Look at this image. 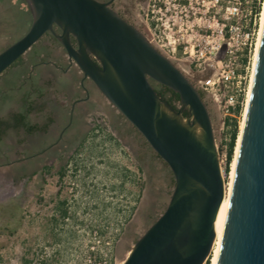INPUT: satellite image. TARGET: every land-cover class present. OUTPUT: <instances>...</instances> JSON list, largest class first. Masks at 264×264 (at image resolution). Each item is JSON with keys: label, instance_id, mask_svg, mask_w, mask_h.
I'll use <instances>...</instances> for the list:
<instances>
[{"label": "water", "instance_id": "water-1", "mask_svg": "<svg viewBox=\"0 0 264 264\" xmlns=\"http://www.w3.org/2000/svg\"><path fill=\"white\" fill-rule=\"evenodd\" d=\"M25 1L31 26L0 52V75L51 32L174 176L166 209L122 264H204L215 244L226 180L211 115L198 88L106 3ZM224 51L225 46L219 60ZM150 79L179 94L178 109L157 93ZM217 264H264V25Z\"/></svg>", "mask_w": 264, "mask_h": 264}, {"label": "rangeland", "instance_id": "rangeland-1", "mask_svg": "<svg viewBox=\"0 0 264 264\" xmlns=\"http://www.w3.org/2000/svg\"><path fill=\"white\" fill-rule=\"evenodd\" d=\"M237 1L244 14L255 8V0ZM150 5V10L154 11L149 12L150 23H156L165 8L170 9L167 16L163 17V22L175 21L181 26V32L173 38H180L189 49L194 44L196 30L199 27L206 30L205 26L209 24L206 7L198 8L195 0H192L191 4L197 11L195 18L187 3L184 7L178 6L174 0H151ZM161 8L163 10H160ZM185 14L189 17L186 18ZM155 15V20H151ZM30 19V10L25 0H0V52L27 33ZM43 46L37 44L30 56L34 59L42 55L45 51ZM55 49L57 52L54 57L63 54L60 46ZM51 51L54 54V51ZM176 65L195 86L198 80L212 75L209 69H203L202 65L190 63L185 58L176 62ZM36 67L52 68L50 65L39 63ZM21 73V70L13 71L0 80V117H6L10 110H24L30 92L28 85L21 87L17 82ZM40 84L46 92L45 99L53 101V87L50 93L43 82ZM99 97L105 105L107 115L111 117V123L127 129V199L116 198L115 201L110 200L112 204L107 205L101 201L97 202L82 194L78 181L69 177L61 182L53 177L47 183V188L33 189L29 180L19 177L22 173L23 177H27L29 169L24 168L23 172H20L18 165H8V162L16 160L17 157L3 156L5 153H11V133L9 139L0 144V178L6 179L4 186H0V210L12 205L17 209L20 207V213L18 212L16 217L21 218L22 224L12 233L15 222H4L3 216H9L7 212L0 216V264H101L104 259L113 264H122L136 241L166 209L174 189L172 184L169 185L170 172L162 168L160 160L143 144L141 136L132 130L130 123L122 119L107 99L102 95ZM206 103L215 140L220 149L228 142L230 128L226 126V118L208 94ZM49 105H53L52 102ZM243 113L237 118L239 131ZM224 154H220V162L227 181L230 172H225L226 160L221 161ZM89 184L91 186L92 183ZM143 195L150 196V201L142 199ZM63 200L67 202L64 208L68 212L64 218L60 212ZM120 239L123 243L119 248L117 244Z\"/></svg>", "mask_w": 264, "mask_h": 264}, {"label": "flooded vegetation", "instance_id": "flooded-vegetation-1", "mask_svg": "<svg viewBox=\"0 0 264 264\" xmlns=\"http://www.w3.org/2000/svg\"><path fill=\"white\" fill-rule=\"evenodd\" d=\"M97 1L106 3L147 38L149 12L154 13L150 10L151 0ZM155 17L156 15L152 16L151 20H155ZM31 23L32 14L30 26ZM54 30L61 34L58 27L55 26ZM51 35L54 36L51 32L45 33L38 42L54 51L56 49L50 42ZM71 42L77 48L74 37H71ZM60 47L63 54L57 57H54L57 52L54 51L45 62L34 58L39 64L50 65L52 68L39 69L36 67L38 63L31 66L33 69L28 78V88L34 103L29 112L28 126H23L14 119L19 111L10 110L6 117H0L4 121L8 120L2 124L0 144H4L11 133L13 135L10 139L11 153L3 156L17 157L8 162V165H18L20 172L24 168L29 169L27 177H23V173L19 177L29 180L33 189L47 188V183L53 177L60 182L69 177L78 181L82 194L97 202L107 205L112 204L110 200L115 201L116 198L127 199V129L111 123V117L107 115L105 105L99 97L105 96L81 72L63 47ZM32 82L37 84L31 85ZM41 82L50 93L53 87V101L45 99L46 92L43 91ZM51 102L53 105H49ZM120 116L128 122L121 114ZM161 166L164 167L162 162ZM5 181V178H0V186H4ZM89 183H92L91 186ZM171 184L172 177L169 185ZM142 199L149 202L150 196L143 195ZM65 204L67 202L63 200L61 216L62 211L66 210ZM124 233H127V229ZM122 243L123 240L120 239L117 247L120 248Z\"/></svg>", "mask_w": 264, "mask_h": 264}, {"label": "built area", "instance_id": "built-area-1", "mask_svg": "<svg viewBox=\"0 0 264 264\" xmlns=\"http://www.w3.org/2000/svg\"><path fill=\"white\" fill-rule=\"evenodd\" d=\"M174 1L178 6L185 7L187 3L191 7L192 4V0ZM195 4L198 8L206 7L209 24L205 26L208 30L198 26L190 49L184 46L180 38H173L181 32V26L175 21L163 22L169 8L164 9L165 13L156 19V23L147 25V40L175 64L185 58L190 63H197L203 69L212 71L211 76L198 80L196 87L212 97L224 118H237V110L240 108L241 115L246 105L260 17L254 10L244 14L237 0H195ZM191 9L195 18L197 11L194 7ZM185 17L189 15L185 14ZM223 46L225 51L219 60ZM224 160L226 154L222 155L221 161ZM122 212L124 215L125 211ZM101 264L113 263L104 259ZM204 264H213L212 254Z\"/></svg>", "mask_w": 264, "mask_h": 264}, {"label": "trees", "instance_id": "trees-1", "mask_svg": "<svg viewBox=\"0 0 264 264\" xmlns=\"http://www.w3.org/2000/svg\"><path fill=\"white\" fill-rule=\"evenodd\" d=\"M255 8H254V12L255 14H257V17L261 16V12H262V8H263V0H260L259 2H257V0H255ZM258 27V26H257ZM52 40L50 41L53 47H58L61 46L59 41L55 38V36L51 35ZM39 44L41 46H43L40 42L36 43L27 53H25L23 56H21L14 64H12L6 71H4L1 75H0V80L3 76H6L8 73H11L13 71L17 70H21L23 73H21L20 78L18 79V83L21 87H23L24 85H28V78L31 74L32 71V65L35 63H39L38 60H40L41 62H45L48 60V57H51V49L48 46H43L45 51L42 55L37 56L38 60H34L32 58V56H30L33 52V49L35 48V46ZM16 70V71H17ZM150 82L152 83L153 87L155 88V90L157 91V93L164 98L167 102H169L175 109H178L179 105H180V96L178 93H176L174 90L170 89L169 87H166L164 85L158 84L157 82L153 81L150 79ZM199 92L202 96V98L205 100L206 102V95L207 93L200 90ZM31 95V94H30ZM33 103L34 101L32 100L31 97H29L26 101H25V107L23 112H18L16 114V116L14 117V119H16V121H19V123L23 126H28V116H29V112L33 107ZM207 104V103H206ZM208 106V105H207ZM240 109V108H239ZM237 110V118H239L240 115V110ZM185 115V113H184ZM237 118H226L225 123L226 126L228 128H230L229 130V138H228V142H226V146L223 147L221 146V148L219 149L220 154L225 153L226 154V162H225V172L228 174L230 172V168H231V164L233 162V158H234V151H235V146H236V141L239 135V123H238V119ZM8 120L4 121L3 119H0V132H1V127L2 124L6 123ZM131 125V124H130ZM131 128L133 131H135L138 135L141 136V134L136 130V128L134 126L131 125ZM141 139L143 141V144L145 146H147L150 150H152L154 152V155L157 159H159L163 164H164V168L166 170H168L171 174L172 177V186H175V179L174 176L171 172V170L169 169L168 164L161 159V157L150 147L149 143L145 140V138L143 136H141ZM2 141V134H0V143ZM140 170H142L141 167H139ZM1 208V207H0ZM9 216H3L4 217V222H15V227L12 229V233L15 232L22 224V220L21 218H17L16 216L18 215V212L20 213V207H15L12 206H6V208L2 207V209L0 210V216L4 215V213H6ZM67 210L62 211V216L65 217L67 216ZM8 227V226H7Z\"/></svg>", "mask_w": 264, "mask_h": 264}, {"label": "bare ground", "instance_id": "bare-ground-1", "mask_svg": "<svg viewBox=\"0 0 264 264\" xmlns=\"http://www.w3.org/2000/svg\"><path fill=\"white\" fill-rule=\"evenodd\" d=\"M263 25H264V2H263V8L260 16V27L258 31V38H257V43L255 47V52H254V61H253V66H252V74L250 78V86H249V91L247 95V100H246V105L243 113V119L240 125V131L239 135L236 141V146H235V151H234V158L233 162L231 164V170L229 173V178L226 181V192H225V198L223 202L220 205L216 222H215V231H216V239H215V244L213 247L212 251V263L217 264L219 254H220V248L222 244V237H223V232L225 228V222L227 218V213H228V208H229V202H230V197L232 193V187H233V180H234V174H235V167H236V161H237V155L239 151V146H240V141H241V136L243 132V127H244V122H245V117H246V112L248 108V103H249V98H250V93L252 89V83H253V77H254V71H255V65H256V59H257V54H258V49H259V44H260V39L262 35V30H263Z\"/></svg>", "mask_w": 264, "mask_h": 264}]
</instances>
